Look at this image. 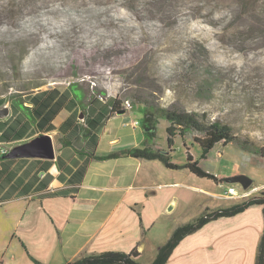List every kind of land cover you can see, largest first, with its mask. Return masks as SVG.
<instances>
[{
    "label": "rangeland",
    "instance_id": "obj_1",
    "mask_svg": "<svg viewBox=\"0 0 264 264\" xmlns=\"http://www.w3.org/2000/svg\"><path fill=\"white\" fill-rule=\"evenodd\" d=\"M104 1L0 0L2 105L53 86L81 89L85 106L97 96L118 101L116 125H140L145 109L168 108L264 146V0ZM155 118V140L168 150V122ZM196 136H174L173 162L189 152L205 171L239 169L264 182L259 154L219 143L202 157Z\"/></svg>",
    "mask_w": 264,
    "mask_h": 264
},
{
    "label": "crops",
    "instance_id": "obj_2",
    "mask_svg": "<svg viewBox=\"0 0 264 264\" xmlns=\"http://www.w3.org/2000/svg\"><path fill=\"white\" fill-rule=\"evenodd\" d=\"M49 90L47 108L63 99L50 125H14L8 135V125H0V136L8 137L0 139L11 150L41 136L50 138L53 150L52 157H0V264H67L106 251H135L139 262L149 264L175 228L264 194V182L254 184L239 169L209 172L215 177L210 178L158 159L107 157L135 147L163 149L142 125H116L110 112L114 97H93L85 106L81 89L78 95L56 86ZM10 102L0 105L8 108L1 121L13 117ZM87 116L98 123L86 125ZM163 151L176 163L172 149ZM239 173L251 178L248 188L227 180ZM232 184L248 194L225 197ZM263 226V205L252 204L185 235L164 264H255Z\"/></svg>",
    "mask_w": 264,
    "mask_h": 264
},
{
    "label": "trees",
    "instance_id": "obj_3",
    "mask_svg": "<svg viewBox=\"0 0 264 264\" xmlns=\"http://www.w3.org/2000/svg\"><path fill=\"white\" fill-rule=\"evenodd\" d=\"M51 94L52 93L50 90H44L34 96L26 94L25 96L11 99L10 108L12 113L11 115L13 117L10 120H0V125H8L7 135L9 131L13 129L12 127L14 125H32L34 123L35 125H50V120L55 115L57 108H59L60 102L63 100L61 96L52 106L47 108L50 100L52 99ZM4 102L5 101L0 98V105H2ZM27 102H31L32 106L30 107L25 105ZM46 108L48 111L44 112V109ZM119 110H121L119 103L116 99H114L111 104L110 112L114 113L118 112ZM157 114H159L168 122L165 130L167 133V146L170 150L175 135L178 134L183 137L186 132L193 131L200 135V137H194L193 141L195 144L201 147L202 157H204L211 149H213L216 144L221 143L223 145H227L229 143H236L242 150L252 154H259L264 158V146L256 148L250 141L246 139H240L238 136L234 135L228 125L222 124L218 120L204 124L194 113L187 111H178L168 108L145 109L140 121V125H142L149 139L156 137L157 120L155 117ZM36 118L38 119L36 120ZM85 122L86 125H95L98 123V118L91 119L87 116ZM14 135H19V133H14ZM0 137L1 139L8 138L6 136V132L5 135H1ZM120 154H127L133 157H141L146 159H158L168 168H188L191 172L198 176L215 178L213 174L203 170L199 166L198 160L193 159L189 152H186V161L182 164L172 163L170 161V156L165 151L153 150L150 147H135L132 149H126L120 153L116 152L109 154L107 157H115L119 156ZM252 204L263 205L264 222V194H262L260 197L247 198L240 203L233 204L226 208L209 212L206 211L192 222L185 223L175 228L169 239L159 248L154 260L149 264H164L173 248L185 235L196 231L205 223L213 219L233 216L239 212H242ZM136 256L137 253L135 251L128 253L119 251H106L97 254L86 255L67 264H145L139 262L136 259ZM255 264H264V226L258 244Z\"/></svg>",
    "mask_w": 264,
    "mask_h": 264
},
{
    "label": "water",
    "instance_id": "obj_4",
    "mask_svg": "<svg viewBox=\"0 0 264 264\" xmlns=\"http://www.w3.org/2000/svg\"><path fill=\"white\" fill-rule=\"evenodd\" d=\"M8 114L7 107L0 108V118ZM42 155L44 157H52L53 150L51 140L48 136H41L33 139L29 143L13 148L8 155ZM229 182L238 183L242 188H248L251 184V178L243 173H239L227 178Z\"/></svg>",
    "mask_w": 264,
    "mask_h": 264
},
{
    "label": "built area",
    "instance_id": "obj_5",
    "mask_svg": "<svg viewBox=\"0 0 264 264\" xmlns=\"http://www.w3.org/2000/svg\"><path fill=\"white\" fill-rule=\"evenodd\" d=\"M125 107L126 108L130 107L128 101L125 102ZM10 151H11V147L0 139V157L8 155ZM247 194H248V191L239 192L237 191L235 186L232 184L226 188L224 196L233 197V198H241V197H245Z\"/></svg>",
    "mask_w": 264,
    "mask_h": 264
},
{
    "label": "bare ground",
    "instance_id": "obj_6",
    "mask_svg": "<svg viewBox=\"0 0 264 264\" xmlns=\"http://www.w3.org/2000/svg\"><path fill=\"white\" fill-rule=\"evenodd\" d=\"M92 1H93V0H92ZM103 1H104V0H103ZM81 2H82V1H81ZM95 2H96V1H95ZM104 2H105V1H104ZM86 3H88V2H86ZM98 3H100V1H99ZM88 4H89V3H88ZM82 5H85V4H82ZM85 12H86V11H85ZM96 12H97V11H96ZM100 12H101V11H100ZM100 12H99V13H100ZM102 13H105V12H102ZM92 17H94V16H92ZM98 18H100V17H98ZM74 19H75V18H74ZM102 19H103V18H102ZM61 20H62V19H61ZM77 20H78V19H77ZM63 21H64V20H63ZM79 21H80V20H79ZM86 21H87V20H86ZM86 21H85V22H86ZM28 22H29V21H28ZM76 22H77V21H76ZM64 24H65V22L59 24V26H62V25H64ZM67 24H68V23H67ZM94 24H95V23H94ZM44 25H45V24H44ZM51 25H52V24H51ZM51 25H50V26H51ZM80 25H81V24H80ZM92 26L94 27V25H92ZM92 26H91V27H92ZM104 26H105V25H104ZM106 27H107V26H106ZM50 28H51V27H50ZM79 28H80V27H79ZM83 28H85V27H83ZM86 28H87V27H86ZM86 28H85V29H86ZM99 28H100V27H99ZM68 29H69V28H68ZM68 29H67V30H68ZM93 29H94V28H93ZM101 29H102V28H101ZM102 30H103V29H102ZM45 31H46V30H45ZM92 32H93V31H92ZM47 33H48L49 36H52V35H55V34H56V30H55V31H49V32H47ZM57 33H58V32H57ZM67 33H68V32H67ZM84 35H85V33H84ZM90 35H91V34H90ZM98 35H99V34H98ZM55 36H56V35H55ZM92 36H93V35H92ZM60 37H61V36H60ZM104 37H105V36H104ZM55 38H56V37H55ZM89 38H91V37H89ZM98 39H99V38H98ZM102 39H103V38H102ZM104 39H105V38H104ZM55 45H56V44L47 45V46L45 45V46H46V48H50L51 46H55ZM62 46H63V45H62ZM39 48H40V47H39ZM51 49H52V48H51ZM59 50H60V49H59ZM40 52H41V51H40ZM45 53H46V52H45ZM50 56H53V55H51V53H48L46 57H47V58H50ZM57 56H58V55H57ZM47 58H46V59H47ZM30 60H31V59H30ZM43 62H44V61H43ZM49 63H50V62H49ZM48 71H49V70H48Z\"/></svg>",
    "mask_w": 264,
    "mask_h": 264
}]
</instances>
